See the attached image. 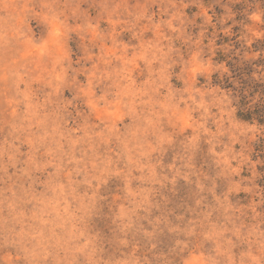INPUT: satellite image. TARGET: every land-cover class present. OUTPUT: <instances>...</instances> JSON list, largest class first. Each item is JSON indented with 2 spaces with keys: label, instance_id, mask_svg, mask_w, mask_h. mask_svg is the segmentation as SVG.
Segmentation results:
<instances>
[{
  "label": "rangeland",
  "instance_id": "rangeland-1",
  "mask_svg": "<svg viewBox=\"0 0 264 264\" xmlns=\"http://www.w3.org/2000/svg\"><path fill=\"white\" fill-rule=\"evenodd\" d=\"M258 120L264 0H0V264H264Z\"/></svg>",
  "mask_w": 264,
  "mask_h": 264
},
{
  "label": "trees",
  "instance_id": "trees-1",
  "mask_svg": "<svg viewBox=\"0 0 264 264\" xmlns=\"http://www.w3.org/2000/svg\"><path fill=\"white\" fill-rule=\"evenodd\" d=\"M243 117H248V115L243 116ZM243 119H246V118H243ZM258 122L264 124V120L263 121L262 120H258Z\"/></svg>",
  "mask_w": 264,
  "mask_h": 264
}]
</instances>
